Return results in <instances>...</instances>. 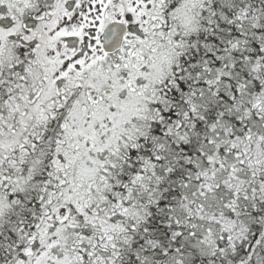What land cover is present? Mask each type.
<instances>
[{"label": "snow or ice", "instance_id": "snow-or-ice-1", "mask_svg": "<svg viewBox=\"0 0 264 264\" xmlns=\"http://www.w3.org/2000/svg\"><path fill=\"white\" fill-rule=\"evenodd\" d=\"M0 264H264V0H0Z\"/></svg>", "mask_w": 264, "mask_h": 264}]
</instances>
